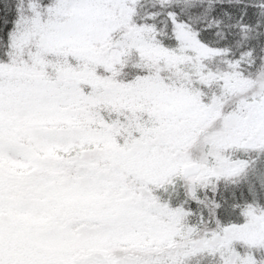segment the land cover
<instances>
[{
	"label": "snow or ice",
	"instance_id": "1",
	"mask_svg": "<svg viewBox=\"0 0 264 264\" xmlns=\"http://www.w3.org/2000/svg\"><path fill=\"white\" fill-rule=\"evenodd\" d=\"M0 264H264V0H0Z\"/></svg>",
	"mask_w": 264,
	"mask_h": 264
}]
</instances>
